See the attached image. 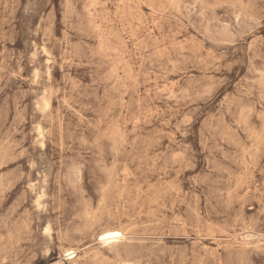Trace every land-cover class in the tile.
I'll return each mask as SVG.
<instances>
[{"label": "rangeland", "instance_id": "1", "mask_svg": "<svg viewBox=\"0 0 264 264\" xmlns=\"http://www.w3.org/2000/svg\"><path fill=\"white\" fill-rule=\"evenodd\" d=\"M0 264H264V0H0Z\"/></svg>", "mask_w": 264, "mask_h": 264}, {"label": "bare ground", "instance_id": "2", "mask_svg": "<svg viewBox=\"0 0 264 264\" xmlns=\"http://www.w3.org/2000/svg\"><path fill=\"white\" fill-rule=\"evenodd\" d=\"M37 21V20H36ZM22 22V21H21ZM36 31V30H35ZM34 35V34H33ZM36 36V35H35ZM39 39V38H37ZM31 40V39H29ZM35 43V42H34ZM121 234L119 232H105L99 236L100 241L102 244H110L112 242L117 241L120 239ZM71 259V258H70Z\"/></svg>", "mask_w": 264, "mask_h": 264}]
</instances>
